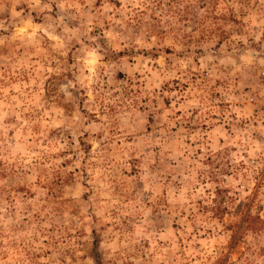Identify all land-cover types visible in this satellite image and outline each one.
Masks as SVG:
<instances>
[{"label": "rangeland", "instance_id": "1", "mask_svg": "<svg viewBox=\"0 0 264 264\" xmlns=\"http://www.w3.org/2000/svg\"><path fill=\"white\" fill-rule=\"evenodd\" d=\"M0 264H264V0H0Z\"/></svg>", "mask_w": 264, "mask_h": 264}, {"label": "trees", "instance_id": "2", "mask_svg": "<svg viewBox=\"0 0 264 264\" xmlns=\"http://www.w3.org/2000/svg\"><path fill=\"white\" fill-rule=\"evenodd\" d=\"M215 210H218L217 207L215 208ZM217 213L219 214V212H217ZM220 213H221V211H220ZM218 214H217V215H218ZM257 218H258V217H257Z\"/></svg>", "mask_w": 264, "mask_h": 264}]
</instances>
